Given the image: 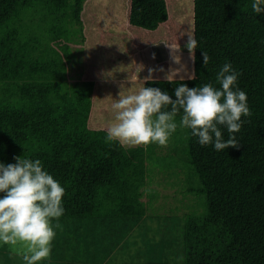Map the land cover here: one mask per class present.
<instances>
[{
    "label": "trees",
    "instance_id": "trees-1",
    "mask_svg": "<svg viewBox=\"0 0 264 264\" xmlns=\"http://www.w3.org/2000/svg\"><path fill=\"white\" fill-rule=\"evenodd\" d=\"M90 1L0 0V163L22 155L42 161L65 188L60 218L69 233L81 223L102 227L110 217L145 215L149 162L161 163L155 148L167 147L106 143L107 126L94 125L103 64L71 75ZM180 1L126 0L124 31L102 29L101 40L112 43L108 53L118 61L134 66L147 47L185 45L193 34L198 45L189 76L195 79L144 81L173 99L181 83L220 88L216 74L225 63L239 73L234 87L246 92L251 111L234 134L239 148L216 151L179 127L168 140L175 153L182 147V159L199 177L188 190L204 199L184 224L182 264H264V13L253 12V0H192L190 22L179 18Z\"/></svg>",
    "mask_w": 264,
    "mask_h": 264
},
{
    "label": "rangeland",
    "instance_id": "rangeland-1",
    "mask_svg": "<svg viewBox=\"0 0 264 264\" xmlns=\"http://www.w3.org/2000/svg\"><path fill=\"white\" fill-rule=\"evenodd\" d=\"M125 6L126 0L90 1L84 21L85 37L79 47L74 46L76 57L71 73L74 77L79 78L91 64L97 67L103 64L106 81L96 85L93 115L94 125L100 127L113 121L111 105L119 93L144 87L150 69L154 70L153 77H166L176 69H180L176 78L188 77L193 72V60L185 45H178L180 51L173 53L165 42L155 43L141 52L142 60L134 66L118 61L115 53H108L112 43L103 44L100 33L102 29L124 31ZM178 6L179 18L192 22V0H181ZM173 55H180L181 63H175ZM131 78H135L134 85ZM172 148L170 142L165 148H155L163 160L149 162V181L142 197L147 207L145 215L110 217L112 221L102 227L81 223L75 233H69L65 219H54L56 236L50 257L38 264H182L184 224L191 214L200 210L204 199L188 190V184L198 182L199 177L182 159V147L179 154ZM74 219L77 218L70 220ZM22 252L21 244L14 249L0 242V264H25Z\"/></svg>",
    "mask_w": 264,
    "mask_h": 264
},
{
    "label": "clouds",
    "instance_id": "clouds-1",
    "mask_svg": "<svg viewBox=\"0 0 264 264\" xmlns=\"http://www.w3.org/2000/svg\"><path fill=\"white\" fill-rule=\"evenodd\" d=\"M251 8L256 14L264 13V0H253ZM197 45L195 36L188 33L185 47L193 61ZM168 46L173 53L180 51L175 43ZM202 56L206 67L210 57L204 50ZM173 61L181 63V56L173 55ZM153 71L149 70L145 81L154 79ZM179 72L180 69L173 70L166 79L174 83ZM238 76L231 63H225L216 74L220 88L212 83L195 87L181 83L174 90L175 99L159 87L144 86L127 94L122 90L111 105L114 119L106 128L105 142H119L125 148L150 143L166 146L179 127L190 129L202 146L212 144L216 151L239 148L234 134L241 130L242 116H251V111L246 92L234 87ZM188 78L195 79V75ZM129 80L135 84V78ZM221 126L229 133L227 140ZM14 159L15 163H0V193H4L0 197V242L14 249L21 244L25 264H38L50 257L56 236L52 221L64 215L65 188L44 168L40 159L23 155Z\"/></svg>",
    "mask_w": 264,
    "mask_h": 264
}]
</instances>
